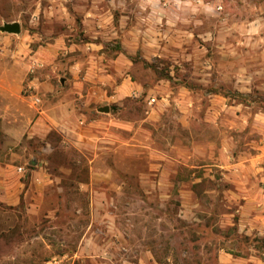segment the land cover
<instances>
[{"label": "rangeland", "instance_id": "1", "mask_svg": "<svg viewBox=\"0 0 264 264\" xmlns=\"http://www.w3.org/2000/svg\"><path fill=\"white\" fill-rule=\"evenodd\" d=\"M257 18L264 19V0H0V26L19 22L35 51L62 44L56 64L67 66L66 76L94 80L109 95V81L131 78L136 86L114 108L113 124L109 116L81 147L57 131L10 145L0 129V161L13 164L9 173L25 184L21 203L5 208L0 264H123L146 252L159 264H218L222 250L246 255L251 248L264 258V238L238 232L231 187L205 168L222 149L208 117L264 114V93L245 103L230 88L226 100L212 93L223 78L214 65L219 46L241 47V23ZM256 139L264 146V137ZM238 140L235 155L243 150ZM8 146L24 148L16 156ZM157 162L167 166L163 176ZM90 227L96 243L83 251Z\"/></svg>", "mask_w": 264, "mask_h": 264}, {"label": "crops", "instance_id": "2", "mask_svg": "<svg viewBox=\"0 0 264 264\" xmlns=\"http://www.w3.org/2000/svg\"><path fill=\"white\" fill-rule=\"evenodd\" d=\"M240 30L241 47L226 48L225 44L219 46L222 49L214 65L222 70L219 72L223 78L216 86L225 90L230 88L246 96L259 95L264 93V19L244 21ZM189 34L195 33L191 30ZM32 39L31 35L22 33V26L19 35L0 32V129L4 131L10 145H17L24 139L45 140L52 131H57L69 144L81 147L91 135L104 131L105 121L110 119L113 124L115 118L111 117V106H121L126 96L136 90V86L131 78L124 77L120 84L109 81L108 85L113 88V94L109 95L108 88L93 84L94 80L89 84L80 81L76 75L70 78L65 75L67 66L64 67L63 63L56 64L62 44L57 42L35 51L31 45ZM48 68L53 69L56 75L52 71H46ZM69 69L74 72V66ZM122 73L121 69L119 74ZM106 106L110 107V113L99 111ZM225 106L227 107L226 103ZM156 109L158 115L163 112V108L159 107L153 108V113ZM96 113L102 114V117H95ZM262 117L264 114L261 113L249 116L242 113L238 117H208L209 128H214L216 133L220 132L222 135V149L219 148V156L215 152L211 154V160L205 165L206 170L213 173L212 179L220 178L232 189L227 194L230 200L239 204L238 232L247 238L260 239L264 238V146L256 138L264 137ZM149 118L155 121L161 119ZM194 120L193 117L185 119L187 123ZM225 121L231 125H226L223 130L219 129V123ZM125 128L132 132L135 130V123L126 121ZM135 137L136 134H133L132 140ZM238 138H241L243 150L235 155L233 148L240 142ZM214 144L211 147L218 148ZM8 149L16 156L20 151L10 146ZM32 164H37L38 167L36 161ZM14 167L8 161H0V204L8 208H15L21 203L25 190L21 179H15L9 173ZM153 168H158L163 176L167 166L157 162L153 164ZM41 174L42 170H33V177L39 182L41 178L38 176ZM198 182L199 178L193 184ZM6 214L5 209L0 210V229L5 226L3 218ZM94 234L91 227L88 228L79 249L87 250L93 241L95 245ZM110 245L111 242H107L105 246ZM259 253L257 248H251V252L246 255H235L222 250L218 255V264H264V258ZM123 264L159 263L151 252H146L138 262L124 260Z\"/></svg>", "mask_w": 264, "mask_h": 264}, {"label": "water", "instance_id": "3", "mask_svg": "<svg viewBox=\"0 0 264 264\" xmlns=\"http://www.w3.org/2000/svg\"><path fill=\"white\" fill-rule=\"evenodd\" d=\"M0 32L19 35L21 33V25L19 22L4 23L3 25L0 26ZM99 111L102 113H110V107L109 106L101 107Z\"/></svg>", "mask_w": 264, "mask_h": 264}, {"label": "trees", "instance_id": "4", "mask_svg": "<svg viewBox=\"0 0 264 264\" xmlns=\"http://www.w3.org/2000/svg\"><path fill=\"white\" fill-rule=\"evenodd\" d=\"M163 77H166V79H168V80H172V77L170 76V75H166V76H163ZM189 87L190 88H193V87H191L190 85H189ZM226 90L225 89H223V88H216L215 87V89H212V93L213 94H215V95H223L224 97H229L228 96V94L227 93H224ZM235 94V96H236V98L239 100V102H241V103H245L246 102V100H247V98H249V97H251V95H248V96H246V95H243V94H240V93H234ZM241 99H242V101H241ZM116 106H111V110H113L114 111V108H115ZM5 208H8V207H4V206H2V204H0V210H2V209H5ZM10 209H14L13 207L12 208H10ZM6 210V209H5Z\"/></svg>", "mask_w": 264, "mask_h": 264}, {"label": "built area", "instance_id": "5", "mask_svg": "<svg viewBox=\"0 0 264 264\" xmlns=\"http://www.w3.org/2000/svg\"><path fill=\"white\" fill-rule=\"evenodd\" d=\"M156 100H157V99H155V98L150 99V100H149V105H151V106L154 105V103H156ZM21 170H22V169H20V171H21ZM48 264H61V261L58 260V259H55V260L49 262Z\"/></svg>", "mask_w": 264, "mask_h": 264}]
</instances>
